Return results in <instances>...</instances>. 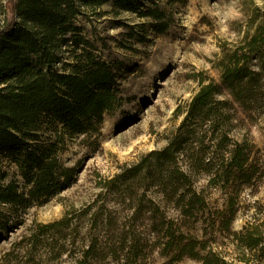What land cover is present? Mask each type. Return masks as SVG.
<instances>
[{
	"label": "trees",
	"instance_id": "1",
	"mask_svg": "<svg viewBox=\"0 0 264 264\" xmlns=\"http://www.w3.org/2000/svg\"><path fill=\"white\" fill-rule=\"evenodd\" d=\"M187 1L9 0L10 16L0 26V205L42 203L68 188L75 174L62 158L68 138L98 131L125 103V61L80 17L128 11L164 34ZM106 4L111 9L102 11ZM249 25L217 58L221 82L195 76L199 88L176 108L183 118L167 144L105 181L121 216L94 218L80 241L67 211L38 224L0 264H54L65 254L75 264H159L158 258L264 264V219L233 228L242 193L264 185V152L248 138L232 137L231 102L222 96L225 87L243 108L264 114V7L256 6ZM4 162L23 178L22 187L8 178ZM195 172L206 173L209 187L223 194L221 206L196 189ZM5 216L0 210V231L9 229ZM229 243L242 254L235 256Z\"/></svg>",
	"mask_w": 264,
	"mask_h": 264
},
{
	"label": "rangeland",
	"instance_id": "2",
	"mask_svg": "<svg viewBox=\"0 0 264 264\" xmlns=\"http://www.w3.org/2000/svg\"><path fill=\"white\" fill-rule=\"evenodd\" d=\"M256 6L264 7V0H188L178 13L176 27L164 34L153 31L149 19L128 11L91 19L80 17L84 25L105 37L125 61L127 68L122 81L126 100L115 114L105 116L98 131L68 138L62 158L75 169L73 183L68 188L46 202L31 200L17 207L0 205L6 215L3 220L9 225L8 230L0 231V258L18 252L38 224L60 220L67 211L76 218L80 241L94 225V218L117 213L121 216V204L115 202L114 194L103 184L126 166L167 144L183 118L176 115V108L185 106L199 88L197 74L221 82L214 67L217 58L224 48H232L244 38ZM110 9L109 4L101 8ZM9 16V0H0V26L5 25ZM222 96L231 102L232 137L248 138L264 152V114L243 108L225 87ZM4 163L8 178L17 179L22 187L23 178L15 173L14 167ZM193 176L196 189L204 192L211 204L221 206L224 196L218 189L209 187V176L203 172H195ZM169 213L175 215L176 211L169 208ZM258 219H264V185L254 192L248 188L242 193L241 209L233 228L242 229ZM226 245L235 256L242 254L234 244ZM157 260L159 264L166 261ZM74 262L65 254L54 264ZM173 264L201 263L184 258Z\"/></svg>",
	"mask_w": 264,
	"mask_h": 264
}]
</instances>
